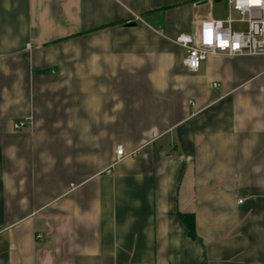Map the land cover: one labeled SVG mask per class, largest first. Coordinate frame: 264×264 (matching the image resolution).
<instances>
[{
  "label": "crops",
  "instance_id": "1",
  "mask_svg": "<svg viewBox=\"0 0 264 264\" xmlns=\"http://www.w3.org/2000/svg\"><path fill=\"white\" fill-rule=\"evenodd\" d=\"M199 1L0 0V264H264V56L187 71Z\"/></svg>",
  "mask_w": 264,
  "mask_h": 264
},
{
  "label": "built area",
  "instance_id": "2",
  "mask_svg": "<svg viewBox=\"0 0 264 264\" xmlns=\"http://www.w3.org/2000/svg\"><path fill=\"white\" fill-rule=\"evenodd\" d=\"M226 4V19L205 18L193 30L180 32L172 38L184 51L181 63L187 71H197L201 63L213 55L264 56V0H226ZM132 20L140 22L141 18L134 14ZM233 22L244 24L245 28L234 30ZM25 123L17 120L13 128L18 129ZM124 156L122 145L118 144L115 160Z\"/></svg>",
  "mask_w": 264,
  "mask_h": 264
},
{
  "label": "rangeland",
  "instance_id": "3",
  "mask_svg": "<svg viewBox=\"0 0 264 264\" xmlns=\"http://www.w3.org/2000/svg\"><path fill=\"white\" fill-rule=\"evenodd\" d=\"M195 12L199 16H210L217 19H226L228 16V6L226 4V0H209L207 3H204L199 6H194ZM236 16L233 14V17ZM245 28L244 24L233 22L232 29L234 30H242Z\"/></svg>",
  "mask_w": 264,
  "mask_h": 264
},
{
  "label": "trees",
  "instance_id": "4",
  "mask_svg": "<svg viewBox=\"0 0 264 264\" xmlns=\"http://www.w3.org/2000/svg\"><path fill=\"white\" fill-rule=\"evenodd\" d=\"M177 215L179 218L183 221L187 228V233L191 238H194L195 235V229H194V218L192 214L189 213H180L178 212Z\"/></svg>",
  "mask_w": 264,
  "mask_h": 264
},
{
  "label": "water",
  "instance_id": "5",
  "mask_svg": "<svg viewBox=\"0 0 264 264\" xmlns=\"http://www.w3.org/2000/svg\"><path fill=\"white\" fill-rule=\"evenodd\" d=\"M214 1H219V0H214ZM204 3H207V0H201V1H199V2H197V5H202ZM126 25L127 26H134L135 25V22L130 21V22H127Z\"/></svg>",
  "mask_w": 264,
  "mask_h": 264
}]
</instances>
